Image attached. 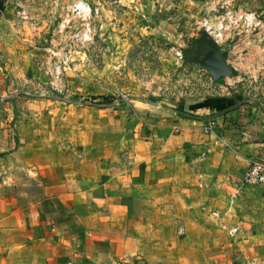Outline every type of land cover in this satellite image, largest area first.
Returning <instances> with one entry per match:
<instances>
[{
    "label": "crops",
    "instance_id": "obj_1",
    "mask_svg": "<svg viewBox=\"0 0 264 264\" xmlns=\"http://www.w3.org/2000/svg\"><path fill=\"white\" fill-rule=\"evenodd\" d=\"M14 18L12 9L0 17V110L8 111L0 116V264H241V250L264 244V185L242 186L252 162L264 160V89L261 101L225 112L234 96L244 100L241 81L264 69L256 35L229 52L241 73L219 81L222 96L180 111L130 101L131 112L121 108L115 115L125 116L101 130L116 142L95 150L78 143L70 110L36 125L11 117L12 80L30 82V62L43 57V70L38 51L48 52L33 44L42 33Z\"/></svg>",
    "mask_w": 264,
    "mask_h": 264
},
{
    "label": "rangeland",
    "instance_id": "obj_2",
    "mask_svg": "<svg viewBox=\"0 0 264 264\" xmlns=\"http://www.w3.org/2000/svg\"><path fill=\"white\" fill-rule=\"evenodd\" d=\"M81 2L91 11L87 23L92 40L86 45L71 38L84 30L85 21L71 14L74 5ZM8 9L15 15L16 25L26 23L28 32L42 33L39 38L35 35L39 39L33 42L36 48H48V52L38 51L39 56H46L43 70L40 69L43 57L37 56V61L30 62L28 68L34 72L30 82L17 85L12 80L18 94L4 102L5 106L11 104V117L16 122L36 125L41 118H62L70 110L69 116L77 124L78 143L83 141L82 146L91 145L95 150L108 142H116V137L111 133L103 136L101 130H110L112 124L107 119L125 116V112L115 115L123 111L121 108L131 112L126 106L130 101L145 103L151 108L153 106L145 101L150 100L160 107L180 111L187 110L191 104L195 105L193 109L197 108L195 103L200 99L222 96L217 87L219 82L215 83L196 60L201 55L204 19L222 18L232 13L237 20L241 14L254 15L264 23V0H0V13ZM22 11L27 13L28 20L19 17ZM69 14L71 28L59 33ZM230 33L228 43L220 46L228 54L234 52L244 34L256 35L264 46V28L246 31L240 27ZM69 50L73 54L65 67L62 92L55 94L45 86L44 69L57 62L58 54L62 58ZM177 52L183 53L184 62L178 59ZM239 57L236 55L232 61ZM234 73L233 77L241 72ZM241 83L236 95L244 100L252 99L244 91L260 93L264 89V69L258 78ZM100 102L103 107L92 106ZM5 114L8 111L2 105L0 116ZM84 152V148L78 150V159L84 158ZM237 190L233 200L244 191ZM215 216L218 219L219 215ZM232 229L229 230L231 236L240 233L239 230L232 234ZM243 240L241 245L248 247ZM261 240L257 238L248 253L241 250L237 262L264 264Z\"/></svg>",
    "mask_w": 264,
    "mask_h": 264
},
{
    "label": "built area",
    "instance_id": "obj_3",
    "mask_svg": "<svg viewBox=\"0 0 264 264\" xmlns=\"http://www.w3.org/2000/svg\"><path fill=\"white\" fill-rule=\"evenodd\" d=\"M88 10V12H87ZM72 15L77 16L80 20L85 21L84 24V30L76 34L75 36L71 37L73 40H77V42L80 45H86L89 44L92 40V33L90 24L87 23L88 18L91 15V11L88 5L81 2L72 8L71 11ZM2 13H0V16ZM19 17L23 20H28L27 13L25 11L18 13ZM71 21L72 18L70 17V14L68 15V18L66 19V22L62 24V26L59 28V33H65L68 29L71 28ZM201 26L203 30L210 35V37L219 45L222 46L226 40V36L228 33L232 32L236 28H242L246 31L251 30H260L264 28V23L257 20V18L254 15H240L239 20H237L232 13L226 14L222 18L217 19H204L201 22ZM0 43H1V34H0ZM66 52V51H65ZM72 50L67 51V53H64L63 57H59V54L57 55V62L54 63V65H51L50 67H45V74L47 81L45 83V86L52 91L55 94H60L62 92V85H63V78H64V71L66 70L65 67H67V62L72 57ZM177 57L180 61L184 62L185 57L182 52H177ZM247 96H251L252 99L249 100V102H257L261 101V92L256 93L252 90L244 91ZM90 105H92L90 103ZM96 105V104H95ZM94 106V105H92ZM209 128H212L209 127ZM249 136V130L244 128L242 133V139L244 141ZM261 185H264V160L257 159L252 162L250 165V168L245 172L242 179V186L243 187H259ZM232 234H237L239 229L233 228L231 230Z\"/></svg>",
    "mask_w": 264,
    "mask_h": 264
},
{
    "label": "water",
    "instance_id": "obj_4",
    "mask_svg": "<svg viewBox=\"0 0 264 264\" xmlns=\"http://www.w3.org/2000/svg\"><path fill=\"white\" fill-rule=\"evenodd\" d=\"M201 55L197 60V64L207 71L212 80L217 83L225 78H232L235 70L228 63L229 54L223 52L220 46L206 32L202 36ZM153 107H159V103L145 100Z\"/></svg>",
    "mask_w": 264,
    "mask_h": 264
},
{
    "label": "trees",
    "instance_id": "obj_5",
    "mask_svg": "<svg viewBox=\"0 0 264 264\" xmlns=\"http://www.w3.org/2000/svg\"><path fill=\"white\" fill-rule=\"evenodd\" d=\"M235 74V73H234ZM248 101H239V100H237L236 99V97H234V103H233V105H232V107L231 108H228V110H226L225 112L226 113H234L240 106H246V105H248Z\"/></svg>",
    "mask_w": 264,
    "mask_h": 264
}]
</instances>
